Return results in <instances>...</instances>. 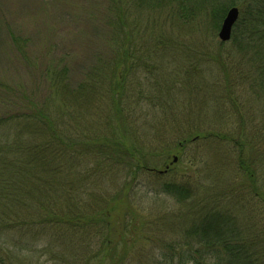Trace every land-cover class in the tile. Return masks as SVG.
Listing matches in <instances>:
<instances>
[{
	"label": "rangeland",
	"instance_id": "1",
	"mask_svg": "<svg viewBox=\"0 0 264 264\" xmlns=\"http://www.w3.org/2000/svg\"><path fill=\"white\" fill-rule=\"evenodd\" d=\"M109 1L112 0H0V78L15 85L23 84L27 93L34 92L40 99L50 92V83L44 75L45 70H42L43 66L47 68L50 53L57 57L69 53L86 54L88 59L94 53L112 54L113 49L106 43L110 30L100 19L109 12ZM122 1L130 26L128 32L130 43L133 44L131 47L138 49V56L141 58L140 66L129 73L131 95L128 96V102L132 107L137 106L134 94L141 91V98L146 100L142 109L129 114L127 127H122L121 130L123 133L133 134V140L140 143L142 150L148 152L149 161L159 173L144 171L135 180L134 189L131 190L130 203L133 208L130 210L129 205L122 202L124 205L115 209L112 216L123 217L126 211L132 210L137 214L131 217L132 222H135L139 232L149 239L137 241L144 242L141 244H144V253L136 248L129 253L126 261L134 259L133 264H151L155 257L160 258L161 242H187L183 231L189 226L191 219L187 214L191 216L197 209L205 208L214 198H219L227 205L229 199L226 196L238 203L239 198L248 193L239 186L243 178L238 174L234 155L230 153L233 150L221 143L222 141L213 138L194 141L186 148L183 159L179 163L174 161L177 164L167 163L166 155L164 156V150L170 148L187 130L198 128L206 132L213 128L225 132L235 131L232 124L236 123V120L228 121L227 118L234 119L237 114L229 109L228 99H223L226 98L223 95L227 93L225 86L228 82L240 81L241 55H238L239 50L231 39L223 43L219 37L221 25L214 31L209 24V21H212L209 14L199 12L194 17L190 11L191 6H187L184 15L182 0H160L161 5L156 4L157 0L156 3L152 0L153 6L141 0ZM194 1L196 0H185V3L190 5ZM211 1L213 0L204 2ZM217 1L234 5L241 0ZM233 5L229 6L228 10ZM99 10L101 14L98 27L92 29L89 20L91 17L93 20L94 12ZM84 20L88 21L87 25L82 23ZM46 26L50 31L53 29L56 32L49 34L50 37L47 38L53 49L49 53L45 45L46 56L40 57L39 55L45 53V49L37 38L36 47H26L27 50H38V65H33L32 56L30 65L22 63L17 53L24 45L17 47L13 43L9 29L16 36L29 37L31 33L34 36L36 30L45 31ZM90 64L91 62L85 66L75 64L71 67V83L76 84L73 87H77L85 78ZM162 80H170V84L176 83L173 89H163V93L167 91L176 96L178 101H174L172 105L167 106L166 101L161 102V99L152 93L155 81L157 85ZM193 86L198 89H190ZM22 92L18 93L19 97ZM164 95L169 97V94ZM210 95L216 103H209ZM17 99L13 98L14 101ZM66 102V107L75 103L68 100ZM93 102V98L88 97L83 104L84 109L70 108L72 112L63 117L62 122L65 124L74 122L72 131L80 138H88L95 130L102 131L100 126L111 133L105 117L108 110L107 99L102 96L97 103ZM0 110L5 112L1 105ZM206 116L211 120L207 119L209 121L204 123L201 118ZM213 116L223 117L222 123H218L220 126L213 122ZM168 118H171V121ZM64 129L69 132L68 128ZM7 132L11 137L13 132ZM105 157L98 152L86 155L66 151L59 156L57 168L46 171L47 174L37 175L45 180L42 186H37L31 193L28 188L22 189L21 195L19 193L22 200L15 199L12 202L10 199L11 202L5 200L1 203L0 212L4 215L0 217V257L5 259V264L100 263L99 258L94 255L98 254L101 244L105 241L109 226L100 221L99 213L112 202L114 204L113 199L125 183L126 174V170H120L116 163L111 159H104ZM166 163L169 167H177L171 173H164ZM27 168L32 174L33 169ZM27 178L24 174L18 176L19 180L24 179V183ZM229 179L235 187L233 191L227 189L231 194H227L224 185ZM171 181L188 184L195 189V195L186 202H179L176 197L162 190L165 183ZM247 187L248 190L251 189L250 186ZM97 198L102 201L98 202ZM74 199H78L84 207L79 204L76 206ZM245 199L250 200L249 204L251 202L252 205L258 201L250 191ZM259 206L261 205L256 203V207ZM253 208L250 221L247 222L264 229V216L261 215L263 213H255ZM50 209L54 215L59 212H71L72 215L74 211L87 209L86 215L95 218L96 227L84 228L73 224L83 223L84 216L72 220V224L68 223L71 221L56 222L55 218L56 224L42 222L50 216ZM88 217L84 218L89 219ZM14 220H17L16 224L12 223ZM4 224H9L11 228H4ZM259 228L255 227L254 233L259 231ZM114 234L112 238L120 241L118 234ZM133 235L135 232L128 234L127 239L134 240L131 238Z\"/></svg>",
	"mask_w": 264,
	"mask_h": 264
},
{
	"label": "trees",
	"instance_id": "2",
	"mask_svg": "<svg viewBox=\"0 0 264 264\" xmlns=\"http://www.w3.org/2000/svg\"><path fill=\"white\" fill-rule=\"evenodd\" d=\"M141 1H147L153 6L152 0ZM157 1L156 3L154 0V3L161 5L160 0ZM201 1L206 0H196L190 5H186L185 0H182L183 14L186 15L184 9L187 10V6H191L190 11L194 17L199 12L209 14L212 19L209 24L215 31L220 27L229 6H232L233 3L228 5L223 2L221 4L217 0L204 3ZM235 4L240 10V15L234 25L231 42L239 50L238 55H241L239 61L240 81L228 82L225 86L227 93L223 95L226 96L223 99H228L229 109L233 110L235 115L237 114L234 119L227 118L228 121L236 120V123L232 124L235 131L225 132L213 128L206 132H202L198 128L193 131L187 130V133H183L184 136L182 135L173 142L170 148L164 150V156L166 155L167 163L177 164L174 163L175 156L179 163L183 159L188 145L194 141H203L209 138L222 141L221 143L232 148L233 152L230 153L234 155L238 174H241L243 178L239 186L248 193L241 197L243 199L239 198L238 203L226 196L229 199L227 205L219 198H214L205 208L197 209L191 216L187 214L191 218L188 222L189 226L183 230L187 242H161L159 245L161 248L160 258L155 257L158 261L154 259L151 264H264V229L256 225L255 227H258L259 231L254 233L255 227L247 222V220L250 221L252 207H254L255 213L262 212L261 215L264 216V0H241ZM108 11V15L106 14L100 19L110 30V37L106 36V43L113 49L112 54L94 53L90 59L86 58V54L69 53L57 57L50 53L53 47L47 38L50 37L49 34L56 32L52 28L50 31L48 26L45 31L43 29L36 30L34 36L31 33L29 37L16 36L9 29L13 43L17 47L20 44L24 45L19 48L17 53L18 59L24 64L30 65L32 56L33 65H38L37 57L46 56L45 45H47L51 58L47 59V68L43 66L42 70H45L44 75L50 83V92L44 98L39 99L34 92L27 93L26 86H22L23 84L15 85V83L12 84L10 81L0 78V98L5 96L0 100V105L5 111L0 110V205L5 200L9 202H11L10 199L12 202L15 199L22 200L20 195L24 188H28V192L31 193L37 186H42V182L45 180L37 175L47 174L46 171L50 172L53 167L57 168L59 164L56 165V162L60 161L59 156L64 152L71 151L74 154L83 153L86 155L98 152L106 156L104 159H111L116 163L115 165L119 166L120 170H126V174L124 175L125 183L118 189L119 194L113 199L114 204L112 202L110 206L105 207L99 213L100 221L107 223L109 227H107L108 233L105 241L94 257L99 258V264H133L134 259L126 261L129 253L136 248L137 251L140 250L144 253V244L141 245L144 242L137 241H145L149 237L143 236L135 227L136 223L132 222L131 217L137 215L133 210L131 211L133 214L126 211L123 217L120 215L113 217L112 214L115 209L124 205L122 202H126L130 210L133 208L130 203L131 190L134 189L135 180L144 171L159 172L149 161L148 152L142 150L140 143L133 140V134L123 133L121 130L122 127H127L126 120L129 114L142 109V104L146 99L141 98V91L139 94H134L137 106L132 107L128 102V96L131 95L128 83L129 73L135 67L140 66L141 58L138 56V49L131 47L133 44L130 43L131 38L128 32L130 26L123 1H109ZM100 14V10L95 11L93 20L92 17L91 20L87 19L90 21L92 29L98 27ZM82 23L87 25L88 21L84 20ZM37 33H39L38 37ZM37 38L45 49L43 55H39L37 49L27 50L28 45L30 47L38 45ZM223 46L224 44L221 45V48ZM116 49L119 50L116 51ZM73 57L75 58L73 59ZM90 62L91 64L85 72V78L80 81L77 87H73L76 84L71 83V67L73 68L75 64L85 66ZM169 82L171 81L169 80ZM169 82L162 80L156 85L155 81L152 86V93L158 96L161 102L166 101L167 106L178 101L171 92L163 93L165 87L170 90L176 85L175 82L173 84ZM190 89L197 90L198 87L193 86ZM19 92H22L20 97ZM164 94H169V97L166 98ZM102 96L108 102L105 117L106 125L111 128L109 130L111 133L100 126L102 131L95 130L88 138H80L72 131L74 122L69 124L62 122L63 117L72 112L70 108L84 109L83 104L88 97H92L93 103H97ZM14 97L18 99L14 101ZM210 97L209 103H216L213 96L210 95ZM66 100L75 103H72L73 106L66 107L68 103ZM76 104L79 105L76 106ZM169 107L172 108V106ZM207 119L211 120L206 116V118H201V121L205 123L209 121ZM212 119L218 124L223 117L213 116ZM168 120L171 121V118ZM64 127L68 128L69 132L65 131ZM9 130L13 132L11 137L7 132ZM52 162H54L53 165ZM63 165L64 163H62ZM27 167L33 169L32 174ZM165 167L164 173H171L177 166L169 167L167 164ZM22 174L28 176L26 183L23 182L24 179H18V176ZM226 184L228 185L226 186ZM224 185L227 194H231L227 189L231 191L235 189L231 179L225 181ZM247 186H250L251 189L248 190ZM162 190L176 197L179 202H186L195 195V189L184 182H167ZM249 191L257 198L256 203L261 205L258 208L256 203L252 205L250 202V205V200L246 201L245 198ZM97 201L101 202L102 199L97 198ZM216 201L218 205H216ZM73 203L76 206L79 204L84 207V204L78 199H74ZM48 205L51 206L50 202ZM257 210L259 211L257 212ZM50 211V216L43 219L42 222L54 223L55 218L56 222L71 221L68 223L72 224V220L81 216L88 217L87 209L74 211L72 215H70L71 212L66 214L59 212L54 215L53 210L50 209ZM2 215L4 214L0 212V217ZM84 217L83 223L73 224L84 228L87 226L96 227L95 218L85 219ZM16 221L14 220L12 223L16 224ZM4 228L8 229L11 226L7 224ZM114 232L118 234L117 238L120 237V241L112 238L115 235ZM134 232L135 235L131 238L135 241L128 240V234ZM5 263V259L0 257V264Z\"/></svg>",
	"mask_w": 264,
	"mask_h": 264
},
{
	"label": "water",
	"instance_id": "3",
	"mask_svg": "<svg viewBox=\"0 0 264 264\" xmlns=\"http://www.w3.org/2000/svg\"><path fill=\"white\" fill-rule=\"evenodd\" d=\"M239 15L240 10L237 6H233L228 10L219 31V37L223 42H227L231 39L233 28L239 18ZM176 160L177 157L175 156L174 161Z\"/></svg>",
	"mask_w": 264,
	"mask_h": 264
}]
</instances>
